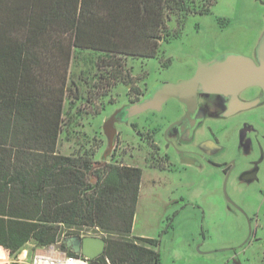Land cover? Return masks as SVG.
<instances>
[{
  "label": "trees",
  "instance_id": "trees-1",
  "mask_svg": "<svg viewBox=\"0 0 264 264\" xmlns=\"http://www.w3.org/2000/svg\"><path fill=\"white\" fill-rule=\"evenodd\" d=\"M216 2L0 0V247L13 259L2 264H21L30 242L48 247L87 229L106 240L94 264H162L159 240L133 235L143 169L58 150L70 67L77 51L100 53L109 86L124 79L123 58L159 56L176 35L171 20L181 27Z\"/></svg>",
  "mask_w": 264,
  "mask_h": 264
},
{
  "label": "rangeland",
  "instance_id": "rangeland-1",
  "mask_svg": "<svg viewBox=\"0 0 264 264\" xmlns=\"http://www.w3.org/2000/svg\"><path fill=\"white\" fill-rule=\"evenodd\" d=\"M169 28L176 35L162 42L159 56L123 58L124 79L110 80L109 86L100 79L105 73L100 53H75L69 83L73 89L66 100L58 150L66 155L90 150L95 161L143 169L133 235L158 239L162 264H264V162L260 180L239 190L234 177L226 182L213 166L184 168L178 162L174 170L152 169L150 143L141 141L134 129L145 135L152 130L149 126L162 127L175 119L182 108L176 99L168 100L156 115L115 121L117 109L151 83L187 79L198 61L225 52L251 56L264 31V0H217L210 13L190 15L181 27L173 19ZM211 128L221 135L217 126ZM220 139L227 149L217 159H233L236 134L225 133ZM84 232L102 236L94 229ZM0 249L6 253L0 264L11 262L8 251ZM37 249L30 242L17 259L23 255L30 261Z\"/></svg>",
  "mask_w": 264,
  "mask_h": 264
},
{
  "label": "flooded vegetation",
  "instance_id": "flooded-vegetation-1",
  "mask_svg": "<svg viewBox=\"0 0 264 264\" xmlns=\"http://www.w3.org/2000/svg\"><path fill=\"white\" fill-rule=\"evenodd\" d=\"M251 57L256 58L255 49ZM162 83L165 82L151 83L146 90L132 96L126 105L117 109L115 121L126 123L144 113L152 115L160 113L163 108L129 118L126 117V108L131 103L150 96ZM252 101H255L254 105H245ZM181 106L179 115L162 127L149 126L152 130L145 135L144 132L134 129L139 132L141 141L146 140L145 142L149 141L150 143L152 169L174 170L178 167V162L184 168L213 166L224 174L226 182L234 177L236 190L260 180L264 162V130H262L264 126V92L262 88L259 86L248 87L240 91L236 99L228 94L200 92L194 111L189 112L183 104ZM212 124L218 127L221 135L226 133L227 137L228 134H236V155L233 159L226 160V157L222 161L217 159L226 152L227 148L221 142V135L217 136L212 133ZM136 127L133 124L132 128ZM230 204L233 206L232 203Z\"/></svg>",
  "mask_w": 264,
  "mask_h": 264
},
{
  "label": "water",
  "instance_id": "water-1",
  "mask_svg": "<svg viewBox=\"0 0 264 264\" xmlns=\"http://www.w3.org/2000/svg\"><path fill=\"white\" fill-rule=\"evenodd\" d=\"M256 58L236 52L222 53L209 61H198L194 73L178 82H165L143 100L131 103L126 117L151 110H161L171 98L177 99L189 112L197 107L198 94H228L236 99L248 87L259 86L264 92V31L255 48ZM255 101L246 103L252 106ZM233 205L234 202L227 195ZM66 247L76 254L94 260L105 252L106 240L97 235H73L64 238Z\"/></svg>",
  "mask_w": 264,
  "mask_h": 264
},
{
  "label": "built area",
  "instance_id": "built-area-1",
  "mask_svg": "<svg viewBox=\"0 0 264 264\" xmlns=\"http://www.w3.org/2000/svg\"><path fill=\"white\" fill-rule=\"evenodd\" d=\"M87 235L96 234L84 231L80 234V236ZM64 238L66 237H63L61 241L56 244L38 248L34 257L30 261H27L23 255L18 258V261L21 264H94L93 260L84 255L76 253L71 254L69 250L62 248L60 243L63 242Z\"/></svg>",
  "mask_w": 264,
  "mask_h": 264
},
{
  "label": "bare ground",
  "instance_id": "bare-ground-1",
  "mask_svg": "<svg viewBox=\"0 0 264 264\" xmlns=\"http://www.w3.org/2000/svg\"><path fill=\"white\" fill-rule=\"evenodd\" d=\"M0 258H6V253L2 249H0Z\"/></svg>",
  "mask_w": 264,
  "mask_h": 264
},
{
  "label": "crops",
  "instance_id": "crops-1",
  "mask_svg": "<svg viewBox=\"0 0 264 264\" xmlns=\"http://www.w3.org/2000/svg\"><path fill=\"white\" fill-rule=\"evenodd\" d=\"M135 235V234H134ZM136 236H142V235H136ZM142 237H145V236H142Z\"/></svg>",
  "mask_w": 264,
  "mask_h": 264
}]
</instances>
